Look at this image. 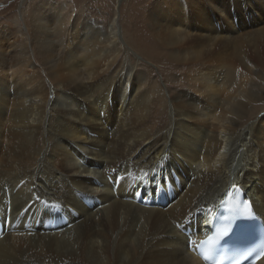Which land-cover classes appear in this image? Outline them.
I'll list each match as a JSON object with an SVG mask.
<instances>
[{"label": "bare ground", "instance_id": "1", "mask_svg": "<svg viewBox=\"0 0 264 264\" xmlns=\"http://www.w3.org/2000/svg\"><path fill=\"white\" fill-rule=\"evenodd\" d=\"M175 1L182 4L184 0ZM241 1L238 4L245 3L250 7L252 6L249 2L259 4L260 17L257 22L264 20V0ZM215 2L216 0H210L209 4L203 0H186L185 8H181V13H184L186 17L182 25H187L190 20V31L180 32L179 26V29L173 31L172 39L166 38L165 35L163 38L167 45H172L175 50L181 51L172 52L175 56L164 55L167 58L164 63L169 66V69L174 68L179 62L191 64L195 58L197 63H203V57H206L203 55L204 48L197 42L195 34H198L201 28L202 30L205 28L206 33H209L214 30V23L218 24L219 20L207 15L208 12L205 9L207 8L209 13L214 15V11L221 9L217 6L218 2L217 4ZM240 8L239 6L238 9ZM150 19L167 18L162 15V12L153 11L150 13ZM34 21L36 25L39 23L43 25L45 18L37 17ZM192 23H197L198 27H192ZM223 26L224 30L220 34L226 33L230 35H227L228 38H233L231 43L238 55L237 61L232 62L234 64L231 66L232 69L223 73L222 78L211 77L207 71L198 70L191 81L197 95L193 99L182 94V97L188 98L179 101L174 99V109L167 119L163 113L164 95L158 90H141L127 105L125 103L128 100L127 93L125 94L126 88L124 90L120 88L121 95L117 99L115 88L118 87L122 72L117 79L107 74V83H110L112 88L116 84L112 94L107 93L105 79L101 82L95 81L88 86H84L83 83L77 84V67H85V73L90 76L96 66L102 65L107 60V57L104 58L105 54L101 55L98 48H92V46V50L87 52L88 47L79 40L78 43L87 54L82 57L83 64L73 63L72 65L69 63L72 60L66 59L67 70H64L62 76L69 74L67 75L69 78L64 77L60 80L67 86L70 84L78 86L73 91L74 96H70L77 108L70 110L74 105L69 101H66L69 103L63 107L53 105L48 114L49 118L54 121V124L57 120L61 123L57 126V122L47 132H50L61 146L67 141L71 142L69 138L72 137L81 136V140L77 144L73 143L74 147L70 146L69 151H63L61 162L49 157L47 165L48 168L55 164L64 167L71 157L72 164L76 168L87 172L91 179L97 177L96 180L104 185L97 184L102 188L100 197H97L99 203L96 201L89 210L79 201L78 196H74L72 204L69 205L71 207L57 203L59 191L63 188L71 189V185L59 182L58 176L43 175L42 173L48 168L41 166L43 164L38 160L39 152L36 150L31 158L35 161L31 163L30 160L28 163L30 168L14 165L15 174L8 177L0 176V204L6 209L8 197V203L11 204L8 209L10 213L12 212L11 217L14 222L21 223L14 232L6 233L0 240V264H42L41 251L37 252L36 249L40 241L41 244H46V241L50 244L52 240L53 249L48 252L42 251V256H48V262L50 259L49 264H64L63 261H69L70 264L80 263L81 244L84 250L95 254L94 263H101L105 258L103 239L106 233L97 231L96 228L102 226V216L107 220L115 221L118 225L121 235L125 238L124 241L128 244L122 252L125 254L129 252L131 261L136 256L137 261H145L149 258L148 253H157L164 257L158 264H205L196 252L197 245L210 232L211 220L224 199L227 187L243 189L242 192L246 194L245 201L254 205V214L264 227V126H257L253 122L247 124V128L238 130L240 124L264 105V90L259 86V78L261 77L263 81L264 77V33L245 26L237 33L227 18ZM163 27L164 25H160L153 28L154 32L163 30ZM71 38L77 40V34L72 33ZM108 42L107 36H102L99 40L101 45L110 48ZM215 42L216 40L207 43L206 47ZM110 55L109 53L108 56ZM112 60L109 61L107 69ZM50 68L53 69L54 65ZM235 68H238L236 72H246V80L248 79L251 85L248 89L244 88L245 82L238 81L239 85L236 84L238 73L233 72ZM260 72L262 75H257ZM251 77H253V83ZM97 86L99 93L93 91ZM4 93L7 94L6 91ZM19 95L17 94L18 97ZM83 101H87L84 109L81 106ZM87 106L93 109L95 115L94 113L87 115ZM99 111L104 114L100 115ZM113 113L118 115L117 124L115 129H109V132L107 126H110L111 119L115 117ZM215 113L219 114L218 118L212 117ZM36 115L35 111L26 106L15 107L12 113L7 114L5 121L10 122L9 128L12 127L13 133L24 135L29 134L27 132H31L35 126L41 124L37 122ZM209 117L213 118L215 125L210 124L207 129V127L204 128V123ZM166 120L165 132L158 138L155 135L150 136L149 127L156 130ZM79 123L83 127L78 135L70 134L69 128L75 129ZM132 124H134L133 127ZM25 127L27 129L23 130ZM118 132L120 136L115 138ZM120 143L123 152L115 154ZM93 146L100 149L96 151ZM9 153L10 159L16 160V153L11 150ZM80 154L88 157L90 164L81 160ZM95 161L103 166L101 177L98 174V168L95 167ZM112 167L116 169V174L111 170L114 169ZM106 174L109 175L107 181L110 185L104 181ZM72 183L79 188L75 190L77 195L94 203L95 198L92 196H96L95 194H90L87 187H81L76 180ZM151 196L155 197L156 202L148 205L146 198H152ZM42 199L49 200L50 208L39 204ZM111 199L112 201H109ZM102 200L106 202L105 205L100 202ZM137 200L145 201L147 205L142 204L149 207L137 206L135 204ZM30 203L32 205L29 212L32 214L22 210ZM50 210L58 217L60 232H52L54 227L49 225L50 220L47 216ZM73 211L76 212L75 216L71 213ZM88 211L90 214L84 217ZM29 216L30 220H28ZM65 218L67 223L62 220ZM78 219L85 220L81 234L89 232L90 243H84L80 237L75 236L77 232L73 225L78 222ZM256 230L253 228L254 233ZM71 236L74 237L70 246V243L64 239ZM61 244L69 246L70 252L60 250ZM255 247L256 244L253 243V247L245 253V256L253 253ZM63 257L65 260H62ZM122 260L120 256L116 264H121ZM257 264H264V253Z\"/></svg>", "mask_w": 264, "mask_h": 264}, {"label": "rangeland", "instance_id": "2", "mask_svg": "<svg viewBox=\"0 0 264 264\" xmlns=\"http://www.w3.org/2000/svg\"><path fill=\"white\" fill-rule=\"evenodd\" d=\"M205 1L209 3L210 0H203V2ZM185 2L186 0L182 4L175 0H0V176L8 177L15 174L14 165L20 167L28 166L30 168L28 163L36 150L39 152L38 160L43 164L41 166H47L48 168L47 161L49 157L61 162L63 153L69 151L70 146L74 147L73 143L77 144L81 140V136L72 137L71 139L69 138L71 142L67 141L65 145L63 143L61 146L54 140V136L47 132L49 128L54 127L59 121L57 120L54 124V121L49 118L48 114L53 105H61L63 107L71 102L74 106L70 110L77 108L74 100L71 101L72 98L70 96H74L73 91L78 86L76 84L67 86L64 81L60 80L64 77L69 78L67 76L69 74L62 76L64 70H67L66 66L68 63L66 59L72 60L69 62L72 65L73 63L83 64L82 57L87 54L78 43L79 40L83 41L85 46L88 47L87 52L92 50V48H98L101 55L105 54L104 58L107 57V60L102 65L96 66L92 73L90 71V76L85 73V67H77V84L83 83L84 86H88L95 81L101 82L102 79H105L107 93L112 94V90L115 91L116 89L117 99L121 95L119 89L123 88L124 90L126 88L125 94L127 93L128 100L125 103L127 105L141 90H158L164 95L163 113L167 119L169 113L174 109V99L179 101L188 98L182 97V94L188 95L193 99L197 95L194 84L191 81L195 78L198 70L207 71V74L211 77L222 78L223 73L232 69L231 66L234 65L232 62L237 61L238 55L231 43L233 38H228L227 35L229 34L226 33L220 34L224 30L223 24L226 18L232 23L233 29L237 33L244 26L264 33V20L257 22L258 17H260L258 14L260 12L259 4L249 2L252 6L250 7L245 3L238 4L242 2L241 0H216L218 2L217 6L221 9L214 11V15L210 14L207 8L205 9L208 12L207 15L214 17V19L217 18L221 23H214L215 31L206 33L205 28L204 30L201 28V31L195 34L197 42L204 48L203 55L206 57H203V63H197L195 58L191 64L179 62L175 64L174 68L169 69V66L164 63L167 60L164 55L171 54L175 56L172 52L181 51L175 50L172 45H167L163 38L165 35L166 38L172 39L173 31L180 27V32L184 30L190 31V20L187 22L188 27L187 25H182V22L186 21L184 13H181V8H185ZM216 2L215 4H217ZM152 4L154 5L153 8ZM239 6L241 7L240 9H238ZM257 9L259 11H256ZM153 11L162 12V15L167 19L151 20L150 13ZM37 17L45 18V21L42 22L43 25L41 23L35 24L34 20ZM160 25H164L163 30L154 32L155 29L153 28L160 27ZM191 26L198 27L197 23H192ZM72 33L77 34V40L71 38ZM102 36L109 37L108 46L110 48L99 43ZM211 40L212 42L216 40V42L206 47L207 43H212L210 42ZM109 53L111 54L110 56H108ZM111 60L112 63L107 69V65ZM52 65H54L53 69L50 68ZM236 70L238 68L233 70L235 74L238 73L236 84L239 85V83L245 82L244 88L248 89L251 85L248 79L246 80V72L241 73L239 71L236 72ZM251 70L253 71L254 69ZM121 72L122 75L118 81V87L115 88L116 84H114L112 88V85L107 83V74L115 76V79H117ZM257 75L261 76L262 72ZM259 79V86L264 90V77L263 81L261 77ZM251 80H253V77H251ZM5 91L7 94L4 93ZM93 91L99 93V87L97 86ZM17 94H20L19 97ZM86 102L83 101L81 104L83 109ZM24 106L37 113L35 118L42 125L35 126L31 132H27L29 134H15L12 131V127L9 128L10 122L5 121V118L9 112L12 113L15 107ZM86 111L87 115L94 113L93 109L88 106ZM101 111H99L100 115ZM113 114L115 117L111 119V128L107 126L108 131L109 129H115L117 124L116 118L118 115L116 116V113ZM218 116L219 114L215 113L212 117L218 118ZM212 117H209L208 121L204 123V128L207 127L209 129L208 125H215ZM253 122L257 126H264V105L254 115L252 114L248 120L240 124L238 130L247 128V124ZM60 123L58 122L56 125L58 126ZM81 127L83 126L79 123L77 128H69L68 131L70 134L77 136ZM166 127L167 120L158 126L156 130L149 127L148 132L150 136L153 137L155 135L158 138L165 132ZM25 129L27 127L23 130ZM120 132L117 133L115 138H119ZM62 141L66 142L65 140ZM94 148L96 151L100 149L93 146ZM122 148L120 143L115 154L122 153ZM10 150L16 153V160L10 159ZM79 157L90 164L88 157H83L82 154ZM70 158L64 167L63 165L60 167L59 164L51 165L47 169L50 172L42 173L43 175L46 174V176H58L59 182L71 185V189L63 188L59 191V197L56 199L57 203L71 207L69 205L72 204L74 196H78L76 191L79 188L72 183L75 180L78 181L81 187H87V191L90 194H95L96 196L92 197L99 202L97 197H100L102 188L95 183L97 177L92 179L88 177L87 172L76 168L72 164V158ZM33 161L35 159L30 162L32 163ZM81 163L84 164V162ZM118 164L121 165L122 163ZM111 170L116 174L115 168ZM82 175L87 177H81ZM105 176L107 181V176L109 175L106 174ZM71 213L73 216L76 214L74 211ZM102 218L103 224L102 226H97L96 230L106 233V237L103 239L106 251L104 260L98 264H116L120 256L123 259L121 264H158L163 260L162 258L164 257L160 254L148 253L149 258L145 261H137L135 259L137 256L131 261L129 252L126 254L122 252L123 249L128 247V244L124 241L125 238L121 235L116 222L107 220L103 216ZM84 222V219H78L73 228L77 232L75 236L80 237L81 241L86 243L89 242L88 235L90 233L84 232V234H81ZM73 237L65 238L64 241L70 243L71 246ZM53 247V240L50 244L47 241L46 244H41L40 241L36 251H41L42 264H49L50 262V259L49 262L47 261L48 256H42V251H51ZM60 250L69 253L70 247L61 244ZM80 258L81 262L74 264H96L94 263L95 254L84 250L82 244ZM62 260H65V257ZM63 263L70 264L69 261H63Z\"/></svg>", "mask_w": 264, "mask_h": 264}, {"label": "snow or ice", "instance_id": "3", "mask_svg": "<svg viewBox=\"0 0 264 264\" xmlns=\"http://www.w3.org/2000/svg\"><path fill=\"white\" fill-rule=\"evenodd\" d=\"M242 217H252V212H251V210L249 209V207L248 206H243V208H242ZM218 235H219V237L220 238H222V237H224L225 235H227V232L224 230V229H220L219 230V233H218ZM202 243H208L209 245H212V241H207V242H202ZM209 252H211V247L209 248ZM205 259H208V255L206 254L205 255ZM214 264H221V261L220 260H214Z\"/></svg>", "mask_w": 264, "mask_h": 264}]
</instances>
